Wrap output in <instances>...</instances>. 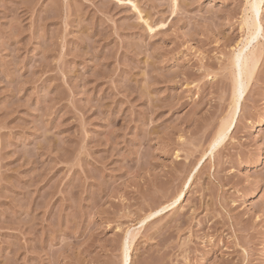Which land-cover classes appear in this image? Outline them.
I'll return each mask as SVG.
<instances>
[{"label": "rangeland", "instance_id": "374dc122", "mask_svg": "<svg viewBox=\"0 0 264 264\" xmlns=\"http://www.w3.org/2000/svg\"><path fill=\"white\" fill-rule=\"evenodd\" d=\"M129 1L0 0V264H264V0L212 153L252 1Z\"/></svg>", "mask_w": 264, "mask_h": 264}, {"label": "bare ground", "instance_id": "6f19581e", "mask_svg": "<svg viewBox=\"0 0 264 264\" xmlns=\"http://www.w3.org/2000/svg\"><path fill=\"white\" fill-rule=\"evenodd\" d=\"M250 1V0H248ZM252 2V10L254 13V15H252V18L253 21L248 25L249 26V36L248 38L246 39L245 41V44L243 45V48L241 50H239L237 56H236V64L235 66L237 67V70H238V66H239V70L237 71L238 73V76H237V81L236 82V86H234V89H235V92H234V104L233 106L234 107V110L232 112H230V114L224 119V121L222 122L219 130H218V133H217V136L215 137V139L213 140L211 146H210V149H211V153H212V150H214L217 146H219L221 144L222 141L225 140V137L228 133V131L230 130V128L232 127L233 123L236 122L235 119H236V114H237V111L235 108H237L238 106V103L243 95V93L245 92V90L247 89L248 87V84L251 80V78L254 76V71L256 72V66H257V63L259 62L258 61V55L255 54L253 51L252 53H249L247 54L245 57L243 56V53L244 51L246 50L245 48H249L248 45L253 41L255 40L256 38L255 37H258L259 35V32L260 30V23L258 22L256 18V16L258 15L259 11H260V8H261V5H262V1L263 0H251ZM129 2H131L132 4H134V6H136V4L130 0ZM249 3V2H248ZM250 6V4H249ZM250 9V11H251ZM251 13V12H250ZM251 16V15H250ZM249 16V17H250ZM248 17V18H249ZM251 19V20H252ZM260 19V18H259ZM249 20V19H248ZM250 20V21H251ZM260 26V27H259ZM151 28V27H150ZM258 31V32H257ZM258 33V34H257ZM249 52V51H248ZM237 53V52H236ZM235 60H234V63H235ZM239 64V65H238ZM259 64V63H258ZM235 67V68H236ZM256 68V69H255ZM237 75V74H236ZM235 79V80H236ZM238 117V116H237ZM264 119V118H263ZM209 149V150H210ZM183 194H180L177 198H175L173 201H170L162 206H160L158 209H156L155 211H153L149 216V217H153V216H156V215H159L163 212H165L166 210L170 209L171 207H173V205L176 203V201L180 198H182ZM179 201V200H178ZM136 229V228H135ZM132 229H130L131 231ZM133 231V230H132ZM134 233V231H133ZM128 234L129 233V230H128ZM137 234V233H136ZM136 234L133 235L132 239L131 240H134L136 239ZM132 235V234H131ZM129 237V236H128ZM135 243V242H134ZM133 244V242L131 243ZM135 245V244H134ZM124 252H125V255H124V264H129V258H130V254H129V246H130V241L127 239V241H125V245H124ZM131 248V247H130ZM132 258V257H131ZM131 263V262H130Z\"/></svg>", "mask_w": 264, "mask_h": 264}]
</instances>
